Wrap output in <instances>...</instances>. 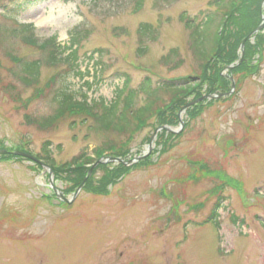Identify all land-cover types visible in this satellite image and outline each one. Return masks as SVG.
I'll return each instance as SVG.
<instances>
[{
	"label": "rangeland",
	"instance_id": "1",
	"mask_svg": "<svg viewBox=\"0 0 264 264\" xmlns=\"http://www.w3.org/2000/svg\"><path fill=\"white\" fill-rule=\"evenodd\" d=\"M137 1L12 0L6 6L14 12L0 6L3 149L25 148L38 155L49 143L56 166L81 152L92 157L99 148L110 151L102 159L116 158L115 150H128L126 161L147 153L158 128L155 113L173 104L171 90L154 88L201 73L186 21L201 27L207 15L223 9L210 6L214 0H142L135 9ZM260 6L264 17L263 0ZM13 21L32 25L37 39L55 38L61 47L75 34L81 75L68 76L64 64H42L37 83L25 85L14 60H39L40 53L12 35ZM142 24L151 27L156 40L139 46ZM245 43L237 50L235 74L230 75L233 69L220 73L230 82V95L209 97L200 77L194 80L189 91L202 84L198 99L207 98L183 113L165 112L174 111L183 123L169 126L179 133L162 131L146 158L123 166L122 173H114L118 163L94 168L88 188L70 204L55 198L47 169L24 157H0V264H264V27ZM172 50L179 64L167 67L162 59ZM146 79L149 94L142 88ZM63 83L75 101L86 95L91 106L113 105L118 91H125L118 109L129 94L133 113L152 102L155 106L132 132L118 133L99 127L94 118L70 115L42 126L56 112L53 98ZM195 96L180 98L190 103L198 100ZM52 175L54 187L71 199L75 172ZM213 208L218 212L210 217Z\"/></svg>",
	"mask_w": 264,
	"mask_h": 264
},
{
	"label": "trees",
	"instance_id": "2",
	"mask_svg": "<svg viewBox=\"0 0 264 264\" xmlns=\"http://www.w3.org/2000/svg\"><path fill=\"white\" fill-rule=\"evenodd\" d=\"M10 1L12 0H0V6L10 12H14L15 10L11 6H6V4ZM261 2L262 0H214L210 2L209 5L223 9L222 11H217L221 14L215 13L210 16L207 15L201 27H199L198 25H194V21L192 23L191 21H186V28L189 31L191 30L189 32L190 49L196 59L202 63L200 69L201 73L199 74V77L201 79V82H204L206 84V90L204 93H206L207 95L225 94L229 91L230 82L229 80L222 78L220 73L224 71L228 66L234 64L239 60L237 50L241 41L245 39L252 31H254L262 21V12L260 9ZM141 7L142 0H138L135 5V9H140ZM4 14L7 15L6 13ZM3 17L4 19H8L6 16ZM181 20L185 22V20L187 19L185 17H182ZM14 25H16V28L13 29V32H11L12 35L20 38V40L24 44L34 50H37L40 53L39 60L31 62L16 61V63L21 67L20 72L22 76L20 79L25 85L30 86V84L37 83L39 78V71L42 64H47L49 66L64 64L67 67V70L65 72L66 74H68V76H70V72L78 76L81 75L80 71L77 68L78 65L75 63L77 61V46L79 43V40L76 39L75 34L72 35L70 42L66 47H61L56 43L55 38H50L49 40L44 41L37 39L36 35L34 34V28L32 25H20L17 23H15ZM232 25H237L239 27V30L231 32L229 30V26ZM222 27L225 32L223 35H220L219 29ZM0 32L3 31L0 30ZM137 33L139 46H141L145 42H154L156 40V33L152 31L151 27L147 24L140 25ZM225 47L227 48L225 49ZM244 47V49L249 53V49H246V47H249L247 42L245 43ZM137 52L139 54H142L144 53V50L140 47L137 49ZM245 53L246 51H244V54ZM177 56V51H169L168 55L162 59V62L167 67L173 65L177 66L179 64V62L176 60ZM238 69L239 67L233 69L230 75H234ZM199 77H182L171 81H165L164 86H156V88H154L155 90H153L152 92H155L156 90H171V102L173 103L170 108H165L155 113V116H158L157 127H173L176 123L179 122L178 117L174 113V111L177 110L178 112L188 104L181 100V96H185L186 94H196L194 100L202 96V94L199 93L201 92V89L203 87L202 84L196 85L190 91V86H188ZM125 84V88H127L128 82L126 81ZM7 88L12 87L8 86ZM142 88L143 90H145L143 92H145L146 94L152 93L151 91H149L150 83L148 79H146V83L144 84V86L142 85ZM124 92L125 91H118V98L113 105L107 106L103 101H100L94 102V104H92L91 106L87 103L86 95H83V100L75 101L74 95L67 91V87L63 83L62 86H59L54 94L53 100L55 101V103H57V109L54 113V116L46 118L41 123V125L54 124L55 120H60L61 118L65 117V115H70L80 116L83 118H94L96 119L99 127H105L118 133L132 132L135 123L137 127L136 130H138L147 122V119L152 114L155 104L152 102L150 105H146L142 109H139L135 113H133L130 110L134 105V96L133 94H129V96L123 100V104L125 106L121 109H118V106L121 103L120 98ZM170 109L174 110L169 113L172 115H165V112ZM95 110H100L101 114L97 115L95 113ZM129 112H131V114H129ZM49 147V143H44L40 150V153L36 156V159L44 166L49 167L55 177H57L56 173H65L70 171L75 172L76 178H74L72 181V189H69L71 193H73L77 189V187L81 184L84 177L86 176L89 170L86 167L91 166L96 161L104 157L106 152H110L105 148H99L94 151L92 157L88 156L84 152H81L79 155L74 157L71 162L65 163L61 166H56L51 158ZM1 149H3L2 146H0V150ZM115 151H112L115 154L117 153L115 157L126 158L128 155V150L120 152ZM117 166L118 167H116L114 173H122L121 170H124L123 165L119 164ZM97 168L104 169L105 165H99V167ZM117 174H115L116 177L119 176ZM110 180H112L111 176L107 177L105 184L109 183ZM88 186L89 181L87 180L84 188L87 189ZM67 193L69 192L64 191V194ZM216 206H218V204Z\"/></svg>",
	"mask_w": 264,
	"mask_h": 264
},
{
	"label": "water",
	"instance_id": "3",
	"mask_svg": "<svg viewBox=\"0 0 264 264\" xmlns=\"http://www.w3.org/2000/svg\"><path fill=\"white\" fill-rule=\"evenodd\" d=\"M263 1H264V0H263ZM263 27H264V17L262 18V24H261V26H260L255 32H259ZM255 32H254V33H255ZM254 33H251L246 39H244V40L241 42V44H240V48H241V49H243V46H244L245 41L248 40L249 38H251V37L253 36ZM237 65H239V63H235V64L229 66V67L227 68V70L231 71V70H232L233 68H235ZM232 87H233V85L231 86V88H232ZM230 93H231V92H229L228 95H230ZM205 98H207V97H202V98H200V99H198V100H196V101H193L192 103L188 104L186 107H184V108L181 110V113L185 112L188 108H190V107L196 105L197 103H199L200 101L204 100ZM182 124H183V123L180 121V125H182ZM161 130H167V131L170 132V133H176V132L172 131L171 129H168V128H165V127H161V128H159V129H157V130L153 133V135H152V137H151V139H150V142H149V144H148V150H147V153H145V154H143V156L137 157V158H135L134 160L129 161V162L125 163V164L128 165V164H131V163H133V162H135V161L145 159L146 156H147V155L149 154V152L151 151L152 143H153V141L155 140L157 133H158L159 131H161ZM1 155H17V156H22V157H25V158L31 159V158H30L29 156H27L26 154L19 153V152L0 151V156H1ZM110 162L124 163L121 159H113V158L106 159V160H103V159L99 160V161H98L95 165H93V167L88 171L86 177L83 179L82 183L79 185V187L77 188V190L74 192V194H73V196H72V198H71L70 200L64 198L63 193H62L61 191L57 190V189L54 187V185H53L52 173H51L50 171H49V175H50V177H49V186H50L51 190L56 194V197L58 198V200H60L61 202L66 203V204H70V203H72V201L78 196V194L82 191V189H83V187H84V185H85V183H86L88 177L90 176V174L92 173V171L94 170V168H95L98 164H105V163H110Z\"/></svg>",
	"mask_w": 264,
	"mask_h": 264
}]
</instances>
